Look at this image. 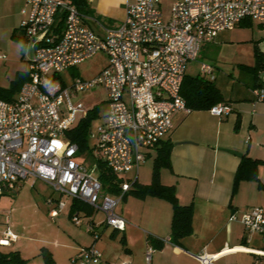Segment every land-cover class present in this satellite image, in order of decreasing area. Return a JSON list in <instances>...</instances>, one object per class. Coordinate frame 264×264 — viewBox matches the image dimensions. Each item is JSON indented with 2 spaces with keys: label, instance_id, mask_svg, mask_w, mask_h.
Returning a JSON list of instances; mask_svg holds the SVG:
<instances>
[{
  "label": "built area",
  "instance_id": "obj_1",
  "mask_svg": "<svg viewBox=\"0 0 264 264\" xmlns=\"http://www.w3.org/2000/svg\"><path fill=\"white\" fill-rule=\"evenodd\" d=\"M24 1L20 28L33 43L35 56L14 99H0V196L3 188L14 191L19 182L38 179L102 212L106 227L123 232L126 221L116 208L136 182L145 151L155 149L173 130L174 115L193 112L180 94L188 65L196 62L201 47L214 42L220 33L245 21L264 24V0H175L168 14L161 8L162 0H135L127 5L123 22L104 28L103 36L87 26V22L97 23L95 19L69 0ZM100 52L108 62L96 76L75 77L70 86L62 80V72ZM201 74L211 81L215 78L213 68L205 63ZM96 88H103L107 95V111L96 137L101 160L119 177L136 175L125 180L116 196L102 194L101 181L78 161V145L67 136L78 116L85 118L88 113L82 101L74 103L73 99ZM253 93L257 100H264V89ZM231 111L223 103L208 110L215 117ZM58 207L50 212L51 218L63 204ZM230 221L240 222L247 238L251 234L264 238V206L241 216L233 214ZM72 222L81 225L78 213ZM87 230L94 242L81 248L71 264H99L102 260L96 247L100 235L92 225H87ZM15 239L7 232L0 245ZM152 255L149 247L147 264ZM199 260L212 264L205 255Z\"/></svg>",
  "mask_w": 264,
  "mask_h": 264
},
{
  "label": "crops",
  "instance_id": "obj_2",
  "mask_svg": "<svg viewBox=\"0 0 264 264\" xmlns=\"http://www.w3.org/2000/svg\"><path fill=\"white\" fill-rule=\"evenodd\" d=\"M69 1L81 13L95 19L97 23L87 22V26L98 36H103L104 28H115L123 22L127 5L135 0ZM173 1L175 0H162L161 8L166 14ZM22 2L23 8L25 1L22 0ZM254 23L258 24L260 30L253 28ZM257 50L264 55V24L254 21H245L232 31L220 33L214 42L204 44L198 58L203 54V57L207 56L205 58L213 62L214 65L205 63L213 68L215 78L212 81H217L221 74L223 77L229 76L234 79L218 87L215 85L226 101L225 104L229 105L232 111L222 117H215L208 111H193L189 115L177 113L173 117V130L162 140V142H171L173 146L170 153V168L160 171V182L174 188L181 206L192 207L191 233L174 244L171 235L172 205L165 199L150 195L138 197L131 193L133 187L125 194L116 208V213L126 221L123 232L113 231L106 227L105 219L98 223L94 215L97 210L86 204L82 209L73 211L74 203L83 204L73 199L69 218L72 219V216L78 213L81 220L86 222V233L91 236V239L89 242L80 243L78 248H72L75 254L69 257L70 264L71 259L78 255L81 248H86L94 242L92 233L87 230V225H92L96 232L101 226L110 229L109 237L126 232L129 234L134 231L141 232L145 246L144 259L149 247L153 249V254L154 250L162 254L166 245L172 244V251L175 255L186 256L193 264H202L199 258L203 255L211 258L212 264H252L255 261L264 264V255H261L264 254V243L261 242L264 238L257 234H251L247 238L243 225L238 221H230L233 214L241 216L253 207L264 206V163L257 168L259 183L254 180L242 181L236 191L233 190L235 173L243 156L264 162V100H257L253 93L255 90L253 86L256 82L252 74L246 70V67L255 65ZM227 73L228 75H225ZM186 75L189 76L187 72ZM198 75L203 76L201 71ZM258 81L264 84V71L259 73ZM223 92L227 94L226 97ZM182 142L190 143L176 145ZM156 148L145 151L146 159L153 158L148 181L140 182V172L147 162L146 159L141 164L137 177L134 173H130L122 178L128 180V177L129 179L136 177V182L139 184H150L157 155ZM225 150L234 151L241 156ZM163 170L167 171L166 176L163 175ZM41 185L49 186L41 180L27 178L19 182L17 189L12 192L19 193L27 188L26 191L33 195V190ZM67 198L64 202L61 196L59 200L50 196L45 201L44 206L48 209L50 218V212L58 210V205L63 204L57 216L51 219H56L65 211L67 202L71 199ZM122 202H124V208L118 211ZM98 234L100 239L96 242V247L103 256L99 264H114L110 257L104 255L105 250L99 247L101 233L98 232ZM122 237L125 241L129 238L128 235ZM246 238L248 241L245 240ZM3 239L4 237L0 240ZM168 239L170 240L168 243L163 242ZM16 240L17 238L9 245L2 246L11 247ZM42 250L45 252L48 249L42 247L40 255H43L47 262L53 263V254L50 252L43 254ZM127 251L131 252L130 249ZM15 252L18 257L22 258L20 251ZM236 255L248 256L249 261L233 263L228 260ZM150 264H152V259ZM157 264L162 263L157 262Z\"/></svg>",
  "mask_w": 264,
  "mask_h": 264
},
{
  "label": "rangeland",
  "instance_id": "obj_3",
  "mask_svg": "<svg viewBox=\"0 0 264 264\" xmlns=\"http://www.w3.org/2000/svg\"><path fill=\"white\" fill-rule=\"evenodd\" d=\"M22 6V0H0V55L5 56L0 58V90L14 88L15 82L20 80L23 73H26L28 65L35 56L33 43L24 39V33L20 28V22L23 19L20 15ZM253 28L260 30L257 23H254ZM205 57L207 56L203 57L201 54L196 62L188 65L187 74L189 76L198 75L203 63L214 65L209 58ZM107 62V56L100 52L78 66L62 72L60 76L70 86L75 77L89 79L96 76L107 65ZM219 67L221 68V66ZM233 80L229 76L223 77L221 74L214 84L218 87L226 81L232 82ZM223 94L226 97L227 94L225 92ZM14 95L16 96V93ZM106 100L107 95L103 88L79 93L73 99L74 103L82 101L85 110L91 112L89 135L86 140L87 148L79 153L78 161L84 164L94 175H96L95 167L101 161L96 137L97 128L104 120V114L107 111ZM82 119H84V115L82 117L80 114L78 121ZM146 160L147 162L140 172V182L149 179L152 170L153 158ZM162 173L166 176L167 171L163 170ZM26 190L27 188H24L23 191L15 193L5 188L2 189L0 196V239L7 232H10L16 235L17 240L11 247L0 245V264H70L69 257L75 254L72 248H78L80 243L89 242L91 239V236L86 233L84 220H81L80 226H76L69 218L73 199H69L65 211L53 220L49 217L48 209L44 206L45 201L50 196L56 200H59L61 196L64 202L68 198L47 185H41L33 190V195ZM102 194L107 193L102 191ZM123 208L124 202L118 211ZM94 215L98 223L105 219L104 214L99 211L95 212ZM98 232L101 233L99 247L105 250L104 255L110 257L112 263L147 264L144 259L145 246L141 232L132 231V234L126 232L115 237H109L110 229L103 226L98 228ZM123 235L125 237L128 235L130 243L128 240L125 243L121 242ZM261 242L264 243V241ZM42 247L48 249L45 252L42 250L43 254H48L47 252L53 254V263L47 262L45 257L40 255ZM172 248V244H167L162 254L154 250L152 264H157V262L162 264H193L186 256L175 255ZM186 248L188 249V247ZM127 249H130L131 252H128ZM15 251H20L23 259L20 256L16 257ZM228 260L233 263H245L249 261V257L236 255Z\"/></svg>",
  "mask_w": 264,
  "mask_h": 264
},
{
  "label": "trees",
  "instance_id": "obj_4",
  "mask_svg": "<svg viewBox=\"0 0 264 264\" xmlns=\"http://www.w3.org/2000/svg\"><path fill=\"white\" fill-rule=\"evenodd\" d=\"M24 39L26 40V38ZM255 60V65L253 67H246V70L252 74V78L254 82H256L253 88L255 90L264 89V84L258 81L259 73L264 71V55L258 50L255 52ZM26 80L27 75L23 73L20 80L15 82L13 86L14 88L10 90H0V99L12 101L15 97L14 94L19 92L21 86ZM180 94L184 98L186 105L192 111H208L211 107L219 103H226L214 82L201 75H186L182 83ZM90 113L91 112H88L84 119L78 121L67 132L68 138L78 145L79 153H82L87 148L86 140L89 135L91 120ZM159 144L156 148L157 155L154 160L151 183L148 185H141L138 182H134L131 193L138 197L150 195L162 198L172 205L173 215L171 219V235L173 243L177 244L180 239L191 233L192 207L181 206L175 195L174 188L161 184L160 171L164 168H170V153L173 145L169 141H161ZM261 163L264 162L253 160L246 156L241 158L234 177V192L242 181L254 180L259 183V179L257 178V168ZM96 176L101 181L103 191L112 196H116L120 193L121 185L125 182L124 178L119 177L112 172L102 160L96 165ZM83 206L84 204L76 202L73 205V211H78L79 209H82ZM121 242L125 243L124 237H121Z\"/></svg>",
  "mask_w": 264,
  "mask_h": 264
},
{
  "label": "water",
  "instance_id": "obj_5",
  "mask_svg": "<svg viewBox=\"0 0 264 264\" xmlns=\"http://www.w3.org/2000/svg\"><path fill=\"white\" fill-rule=\"evenodd\" d=\"M186 143H190V142L176 143V145H177V144H186ZM225 151H227V152H229V153H231V154L237 155V156H241L240 154H238V153H236V152H234V151H231V150H225Z\"/></svg>",
  "mask_w": 264,
  "mask_h": 264
},
{
  "label": "bare ground",
  "instance_id": "obj_6",
  "mask_svg": "<svg viewBox=\"0 0 264 264\" xmlns=\"http://www.w3.org/2000/svg\"><path fill=\"white\" fill-rule=\"evenodd\" d=\"M4 241V240H3Z\"/></svg>",
  "mask_w": 264,
  "mask_h": 264
}]
</instances>
